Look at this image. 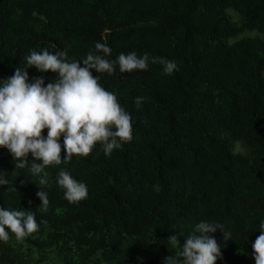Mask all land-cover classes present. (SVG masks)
<instances>
[{
	"label": "trees",
	"instance_id": "1",
	"mask_svg": "<svg viewBox=\"0 0 264 264\" xmlns=\"http://www.w3.org/2000/svg\"><path fill=\"white\" fill-rule=\"evenodd\" d=\"M98 41L112 61L150 57L147 70H92L132 116L133 139L110 156L97 144L87 157L49 166L44 187L31 161L16 168L0 147L8 181L0 207L30 211L40 225L23 241H0V264H164L180 250L167 238L176 233L183 244L201 221L231 233L227 241L219 228L208 234L220 245L216 264H255L264 222V0H0V78L31 50L79 61ZM154 57L177 70L163 74ZM27 71L29 83L43 77L45 86L58 75ZM61 169L86 184V199L64 198Z\"/></svg>",
	"mask_w": 264,
	"mask_h": 264
},
{
	"label": "clouds",
	"instance_id": "2",
	"mask_svg": "<svg viewBox=\"0 0 264 264\" xmlns=\"http://www.w3.org/2000/svg\"><path fill=\"white\" fill-rule=\"evenodd\" d=\"M94 48L95 51H89L79 61L70 60L66 51L31 50L24 58L23 67L16 68L7 78H0V147L8 149L17 162L16 168H28L31 161L29 171L33 175L43 174L38 182L42 187L48 183L49 174L45 169L49 166L68 163L74 155L87 157L97 144L102 146L105 156H110L133 139L132 116L92 70L108 75L115 73L116 65L121 73L147 70L150 57L148 54L137 56L135 52L120 53L112 61L107 58L112 49L106 43L98 41ZM151 63L161 64L165 75L177 70L174 61L164 58H151ZM31 67L58 75L46 86L43 77L29 83L27 69ZM143 101L144 97L135 98L136 106L140 107ZM7 183L0 177V185ZM57 184L69 203L87 198L86 184L74 179L67 170L58 172ZM37 196L46 211L49 203L46 191L37 192ZM39 227L34 213L0 207V241L7 242L10 234L17 241H23ZM218 228L225 241L231 239V233L224 231L222 225L206 221L196 224L194 233L183 244L176 233L170 235L169 249L179 246L180 250L166 257L164 264H216L221 255L220 245L208 234ZM259 229L261 234L252 243V256L255 264H264V222Z\"/></svg>",
	"mask_w": 264,
	"mask_h": 264
},
{
	"label": "rangeland",
	"instance_id": "3",
	"mask_svg": "<svg viewBox=\"0 0 264 264\" xmlns=\"http://www.w3.org/2000/svg\"><path fill=\"white\" fill-rule=\"evenodd\" d=\"M230 12H231V10H230ZM246 33H247V34H251V35L253 36V35H255L257 32H256V31H252V32L248 31V32H246ZM236 143H238V141H236L234 144H236ZM235 149L238 150V151H241L242 153H246V152H247V148H246L243 144H241V143L237 144V145L235 146Z\"/></svg>",
	"mask_w": 264,
	"mask_h": 264
}]
</instances>
